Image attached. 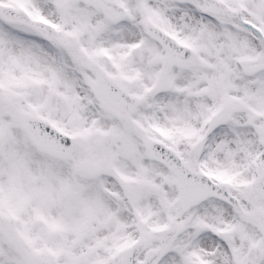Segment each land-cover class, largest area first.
I'll return each instance as SVG.
<instances>
[{
    "label": "snow or ice",
    "instance_id": "snow-or-ice-1",
    "mask_svg": "<svg viewBox=\"0 0 264 264\" xmlns=\"http://www.w3.org/2000/svg\"><path fill=\"white\" fill-rule=\"evenodd\" d=\"M0 264H264V0H0Z\"/></svg>",
    "mask_w": 264,
    "mask_h": 264
}]
</instances>
